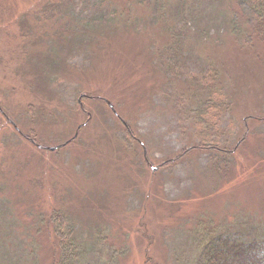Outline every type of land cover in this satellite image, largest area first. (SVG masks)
Wrapping results in <instances>:
<instances>
[{"label":"rangeland","instance_id":"rangeland-1","mask_svg":"<svg viewBox=\"0 0 264 264\" xmlns=\"http://www.w3.org/2000/svg\"><path fill=\"white\" fill-rule=\"evenodd\" d=\"M263 1L244 24L233 0H0V264H56L57 214L83 264H201L205 234L264 238ZM196 96L223 106V153L181 157Z\"/></svg>","mask_w":264,"mask_h":264},{"label":"trees","instance_id":"trees-1","mask_svg":"<svg viewBox=\"0 0 264 264\" xmlns=\"http://www.w3.org/2000/svg\"><path fill=\"white\" fill-rule=\"evenodd\" d=\"M233 1L236 7L237 14L242 17L245 16L247 12L250 14V16L253 15V13H259V9L257 10L255 6L259 2H261V0ZM157 5L158 10L162 11L164 7V0H157ZM237 14L235 13L230 17L229 23H234L233 18L237 16ZM245 17L246 19L244 17L243 18L246 22L242 23L247 24L249 22V18L247 16ZM174 46V43L170 44L167 52H165L163 69H166L165 72L167 73H170L171 70L177 72V67L174 65L175 62L178 63L179 59L181 58V56H179L176 52V46L175 48ZM214 72L215 70L212 68L210 74L212 75L214 74ZM207 101L208 103L206 105L208 107L202 108L201 106H199L201 103L198 101L197 96L194 99V106L192 107L190 112L193 115L192 121H194V123L200 127V131H198L200 138H198V142H196L194 146L182 150L181 157H185L188 153L193 151H205V153L213 151L217 155L218 150L221 151L220 145H218L214 140L210 138L213 128L208 123L209 119L211 120L212 115L214 116V114L210 113L209 110L216 106L219 107L220 104L213 103L211 100ZM221 107L223 106L220 105V108ZM199 108H201V111ZM244 133L247 134V132ZM220 153H223V151H221ZM226 154H228V152ZM63 219L64 218L62 216L57 214L52 217V219H50L49 217H45L41 220L44 222L46 229L50 230L51 228H55L56 232H58V234L56 235V242L59 246V255L54 263L83 264V262L86 261V258H84L83 248L79 245L75 237V232L73 231L72 224L69 221L67 222L65 219ZM40 225L43 226V224ZM198 244L200 248L199 255L201 264H264L263 237L260 240H247L245 239L244 235L235 234L233 236H226L220 233L217 235H213L212 237L211 232L210 235H203L200 238V242Z\"/></svg>","mask_w":264,"mask_h":264},{"label":"water","instance_id":"water-1","mask_svg":"<svg viewBox=\"0 0 264 264\" xmlns=\"http://www.w3.org/2000/svg\"><path fill=\"white\" fill-rule=\"evenodd\" d=\"M108 106H109V108H111L110 105H108ZM75 137H76V134L74 135V138H75ZM37 148H38V149H41L40 146H37ZM56 149H57V147L47 148V151L53 152V151H55ZM151 170H152V171H155L156 168H151Z\"/></svg>","mask_w":264,"mask_h":264}]
</instances>
